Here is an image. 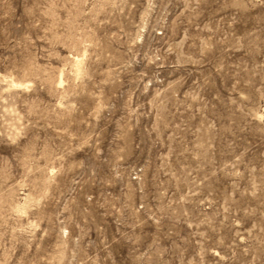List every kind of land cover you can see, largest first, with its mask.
Wrapping results in <instances>:
<instances>
[{"label":"rangeland","instance_id":"rangeland-1","mask_svg":"<svg viewBox=\"0 0 264 264\" xmlns=\"http://www.w3.org/2000/svg\"><path fill=\"white\" fill-rule=\"evenodd\" d=\"M0 264H264V0H0Z\"/></svg>","mask_w":264,"mask_h":264}]
</instances>
